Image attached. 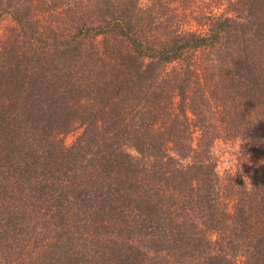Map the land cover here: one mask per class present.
<instances>
[{
	"label": "trees",
	"instance_id": "obj_1",
	"mask_svg": "<svg viewBox=\"0 0 264 264\" xmlns=\"http://www.w3.org/2000/svg\"><path fill=\"white\" fill-rule=\"evenodd\" d=\"M0 264H264V0H0Z\"/></svg>",
	"mask_w": 264,
	"mask_h": 264
},
{
	"label": "rangeland",
	"instance_id": "obj_2",
	"mask_svg": "<svg viewBox=\"0 0 264 264\" xmlns=\"http://www.w3.org/2000/svg\"><path fill=\"white\" fill-rule=\"evenodd\" d=\"M76 132H70L65 136L66 143H71L76 136ZM238 149L239 143H230L218 141L215 145V153L217 155V168L221 173L231 172L239 173L238 166Z\"/></svg>",
	"mask_w": 264,
	"mask_h": 264
}]
</instances>
